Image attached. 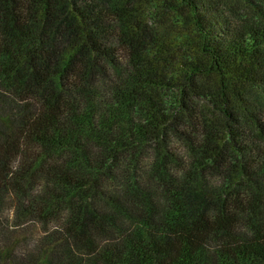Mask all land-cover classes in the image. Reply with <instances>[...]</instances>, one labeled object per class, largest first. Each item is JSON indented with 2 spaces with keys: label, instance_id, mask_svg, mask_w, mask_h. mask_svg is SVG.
I'll return each mask as SVG.
<instances>
[{
  "label": "trees",
  "instance_id": "trees-1",
  "mask_svg": "<svg viewBox=\"0 0 264 264\" xmlns=\"http://www.w3.org/2000/svg\"><path fill=\"white\" fill-rule=\"evenodd\" d=\"M0 264H264V0H0Z\"/></svg>",
  "mask_w": 264,
  "mask_h": 264
}]
</instances>
